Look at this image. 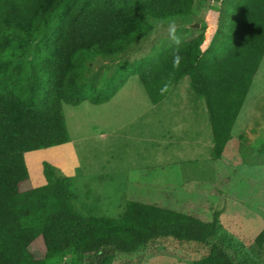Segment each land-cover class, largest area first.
I'll return each instance as SVG.
<instances>
[{
	"label": "trees",
	"instance_id": "1",
	"mask_svg": "<svg viewBox=\"0 0 264 264\" xmlns=\"http://www.w3.org/2000/svg\"><path fill=\"white\" fill-rule=\"evenodd\" d=\"M194 2L0 0V264H113L118 252L132 257L163 240L200 246L203 256L193 264H255L215 219L131 200L117 219L86 217L74 180L49 163L43 185L21 189L26 153L70 142L63 104L108 102L132 74L153 105L188 76L205 101L220 159L264 57V0H230L205 50L200 33L159 56L87 75L147 37L151 21H188ZM39 239L42 250L32 249ZM254 242L263 248L264 228Z\"/></svg>",
	"mask_w": 264,
	"mask_h": 264
},
{
	"label": "rangeland",
	"instance_id": "2",
	"mask_svg": "<svg viewBox=\"0 0 264 264\" xmlns=\"http://www.w3.org/2000/svg\"><path fill=\"white\" fill-rule=\"evenodd\" d=\"M229 1L195 0L188 21H169L178 42L169 35V22L151 21L147 37L123 55L99 60L87 75L157 55L200 33L205 50ZM62 109L70 142L26 153L29 177L21 189L43 185L42 166L49 163L57 176L74 180L76 204L86 217L117 219L131 200L215 219L238 250L264 264V244L260 249L254 242L264 228V57L220 159L214 156L205 101L188 76L156 105L132 74L108 102ZM151 246L158 248L132 257L118 252L113 264H193L203 256L196 244L163 240ZM32 249L42 250L40 239Z\"/></svg>",
	"mask_w": 264,
	"mask_h": 264
},
{
	"label": "clouds",
	"instance_id": "3",
	"mask_svg": "<svg viewBox=\"0 0 264 264\" xmlns=\"http://www.w3.org/2000/svg\"><path fill=\"white\" fill-rule=\"evenodd\" d=\"M168 30H169V35L172 38V40L178 42L176 40L175 35H174V33H175V24H174V22H169V24H168ZM179 61H180V57L177 56V57L174 58L173 64L176 65V64L179 63Z\"/></svg>",
	"mask_w": 264,
	"mask_h": 264
}]
</instances>
